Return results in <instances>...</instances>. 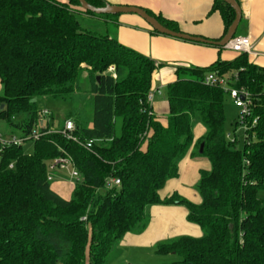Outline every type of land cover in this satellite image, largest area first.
Wrapping results in <instances>:
<instances>
[{
    "label": "trees",
    "instance_id": "trees-1",
    "mask_svg": "<svg viewBox=\"0 0 264 264\" xmlns=\"http://www.w3.org/2000/svg\"><path fill=\"white\" fill-rule=\"evenodd\" d=\"M213 10L223 17L225 35L235 11L223 0H215ZM146 11L181 31L177 22ZM80 13L99 16L83 10L78 0H0V119L20 135L45 132L33 139L32 153L23 145L0 152V264H106L127 233L147 228L155 204L184 205L187 220L203 231L200 237L157 243V254L181 257L169 264H264V198L259 196L264 189V68L251 63L247 53L207 67H178L176 80L166 88L169 112L160 116L149 95L162 64L109 33L84 28ZM211 72L237 74L232 86L251 94L243 148L236 134L234 141L227 137L229 94L204 82ZM84 73L94 115L92 125L75 118L73 134L82 142L94 140L92 151L54 131L52 120L42 125L36 102L40 96L81 92ZM197 122L205 133L195 141ZM235 124L241 126L240 120ZM63 150L82 177L70 198L47 177L50 161ZM190 151L210 162L197 183L201 202L178 194L162 197L160 191L178 177L179 163ZM115 179L120 184L111 183Z\"/></svg>",
    "mask_w": 264,
    "mask_h": 264
},
{
    "label": "crops",
    "instance_id": "crops-1",
    "mask_svg": "<svg viewBox=\"0 0 264 264\" xmlns=\"http://www.w3.org/2000/svg\"><path fill=\"white\" fill-rule=\"evenodd\" d=\"M114 5H132L178 23L182 32L208 39H220L225 33V22L218 10H213L215 0H105ZM243 17L238 29L242 33L236 36L249 37L252 44L249 61L264 68V0H238ZM119 23V24H118ZM118 28L115 36L121 44L148 56L162 64L153 77L152 105L155 113L167 115L169 103L166 97L167 86L177 78L178 67H207L218 60H232L239 53L204 43H197L176 37L157 34L152 27L136 14L118 15ZM237 29V30H238ZM156 97L159 99L156 100ZM46 122L45 124H47ZM48 125V124H47ZM205 133L203 125L194 130L195 141ZM16 135L10 132L6 136ZM16 136H21L16 135ZM210 168L209 160L193 159L191 151L179 163V175L167 181L160 191L162 197L178 194L194 203L202 198L195 190L202 169ZM61 177V176H60ZM54 189L64 198H70L75 183L61 178ZM151 220L139 235L127 233L125 243L153 245L157 241L182 235L202 236L201 228L187 220L188 210L184 205L155 204L150 206Z\"/></svg>",
    "mask_w": 264,
    "mask_h": 264
},
{
    "label": "rangeland",
    "instance_id": "rangeland-1",
    "mask_svg": "<svg viewBox=\"0 0 264 264\" xmlns=\"http://www.w3.org/2000/svg\"><path fill=\"white\" fill-rule=\"evenodd\" d=\"M112 16V17H110ZM78 18L82 26L91 31L115 36V30L118 26V15H99L92 16L88 14L80 13ZM118 23V24H117ZM242 33V26L237 30V35ZM115 72V71H114ZM82 91L73 96H40L36 98L37 106L41 111L47 110L48 114H42V125L46 122L53 121V129H61L64 127L66 120H72L75 123V118L80 117L87 124L92 125L94 108L92 96L88 92L89 80L86 73L83 74L82 79ZM2 86L0 84V93ZM159 99L156 97V100ZM240 108L233 104V101L229 96H227L225 101V116H226V132L227 134H236L238 139L239 148L244 147V128L242 126H236L235 122L240 118ZM72 115L73 117H69ZM22 119L17 118V120ZM201 124L197 122V125ZM194 128V130H195ZM39 130V129H38ZM13 132L19 135L21 132L14 126L10 125L6 120L0 119V134L3 136L8 135ZM23 148L26 153H32L34 150V142L32 139L27 140L23 143ZM184 159V158H183ZM182 159V160H183ZM193 159L208 160L205 156L196 155ZM181 160V161H182ZM180 161V162H181ZM58 175V176H57ZM61 176V177H60ZM61 178H69L66 171H56V176L53 180V185H56L62 180ZM195 190H197V185H195ZM199 193V192H198ZM259 196L264 198V189L260 190ZM151 220V215L149 222ZM149 222L147 226L149 225ZM144 232V230L142 231ZM142 232H132L133 235H139ZM203 234V231H202ZM175 238V237H174ZM173 239V238H171ZM171 239H164L157 241L153 245H135L130 243H125L124 237L114 246L111 253L108 256L106 264H169L171 262L181 260V257L177 254L171 253L166 255L157 254L155 252L156 244L162 241H167Z\"/></svg>",
    "mask_w": 264,
    "mask_h": 264
},
{
    "label": "built area",
    "instance_id": "built-area-1",
    "mask_svg": "<svg viewBox=\"0 0 264 264\" xmlns=\"http://www.w3.org/2000/svg\"><path fill=\"white\" fill-rule=\"evenodd\" d=\"M226 47L228 49H231L238 53H250L252 44L250 42L249 37L246 36H235L227 45ZM109 71L113 72L115 71L114 67H110ZM115 76V74H114ZM237 74L235 75H218L216 72L208 73L205 76L204 82L207 85L214 86V85H220L227 93L229 94V97L233 101V104L240 108V124L245 129L248 128V125L246 124L247 118L251 115V94L248 90L244 88H236L232 86V84L236 81ZM153 92H150L149 99L152 102L153 99ZM48 114L47 110L42 111V114ZM257 122V119L253 120V125H255ZM76 129V125L74 121L72 120H66L64 127L61 129H53L56 132H59L63 134L66 138L71 139L73 141H76L83 145L88 150L92 151L94 140H86L85 142H82L79 140L78 137H76L73 133ZM45 132H41L38 129H35L32 131L29 135H11V136H3L0 134V152L7 146L11 145H23V143L30 139H38L40 136H42ZM227 137L234 141V136L232 138V135L227 134ZM12 166V165H11ZM56 171H66L69 178L68 180L73 181L74 183L80 182L82 180L81 174L78 171V169L75 166V162L72 158V156L67 153L65 150H63V153L61 156L53 159L49 163V172H48V180L53 181L54 177L56 176ZM58 176V175H57ZM111 183L113 184H120L119 179L112 180Z\"/></svg>",
    "mask_w": 264,
    "mask_h": 264
},
{
    "label": "water",
    "instance_id": "water-1",
    "mask_svg": "<svg viewBox=\"0 0 264 264\" xmlns=\"http://www.w3.org/2000/svg\"><path fill=\"white\" fill-rule=\"evenodd\" d=\"M81 8L85 11H90L97 15H121V14H136L144 19L152 29L160 34L176 37L183 40H188L197 43L226 47V45L236 36L237 29L243 17L241 4L238 0H223L230 4L235 11V19L229 27L227 33L219 40L208 39L201 36L191 35L182 31H175L164 26L156 17L150 15L145 9L132 5H114L107 3L104 7H95L86 0H78ZM99 79V77H98ZM204 144H201L200 151L202 152Z\"/></svg>",
    "mask_w": 264,
    "mask_h": 264
}]
</instances>
